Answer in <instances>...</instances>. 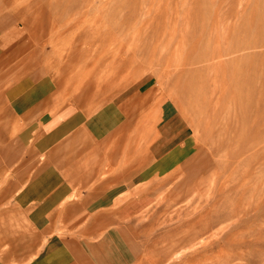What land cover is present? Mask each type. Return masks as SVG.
<instances>
[{
  "label": "rangeland",
  "instance_id": "rangeland-1",
  "mask_svg": "<svg viewBox=\"0 0 264 264\" xmlns=\"http://www.w3.org/2000/svg\"><path fill=\"white\" fill-rule=\"evenodd\" d=\"M0 40V264H264V0H0Z\"/></svg>",
  "mask_w": 264,
  "mask_h": 264
},
{
  "label": "crops",
  "instance_id": "crops-1",
  "mask_svg": "<svg viewBox=\"0 0 264 264\" xmlns=\"http://www.w3.org/2000/svg\"><path fill=\"white\" fill-rule=\"evenodd\" d=\"M0 51L3 52V54H6L4 49H3V46H4V40H0ZM63 110H60L56 113H54L45 123V127H43V131H46V130H49L51 135H54L53 133L57 132L62 129V125L64 124V122L67 120V117H65V112H63ZM60 127V128H59ZM46 128V129H45ZM59 128V129H58ZM56 130V131H55ZM55 131V132H54ZM56 134V133H55ZM51 140L53 139L52 136L49 137ZM13 155H15L14 153H12ZM6 157V156H5ZM8 157V155H7ZM6 157V158H7ZM9 158V157H8ZM7 158V159H8ZM11 158H14V156H11ZM7 164V163H6ZM100 244V247H103V244H104V240L100 241L98 243V245ZM47 246V245H45ZM102 249V248H101ZM25 253V251H23ZM38 251H36L34 254H37ZM105 252V251H104ZM108 252L111 254V253H114V249H109ZM54 253V252H53ZM52 253V250L50 247H46V250L44 252V256L41 257V258H34V261H33V264H50V263H47L46 262V258L49 259V256L50 255H53ZM55 256L57 255L56 253H54ZM52 259V258H51ZM50 259V260H51ZM60 259V258H59Z\"/></svg>",
  "mask_w": 264,
  "mask_h": 264
},
{
  "label": "bare ground",
  "instance_id": "bare-ground-1",
  "mask_svg": "<svg viewBox=\"0 0 264 264\" xmlns=\"http://www.w3.org/2000/svg\"><path fill=\"white\" fill-rule=\"evenodd\" d=\"M108 102V101H107ZM88 108V107H87ZM127 170V169H126ZM129 170V169H128ZM135 187V186H134ZM79 193V192H78ZM38 237H39V235H38Z\"/></svg>",
  "mask_w": 264,
  "mask_h": 264
}]
</instances>
